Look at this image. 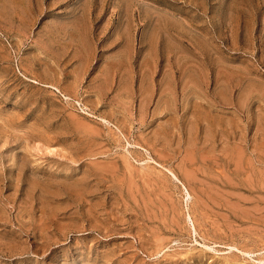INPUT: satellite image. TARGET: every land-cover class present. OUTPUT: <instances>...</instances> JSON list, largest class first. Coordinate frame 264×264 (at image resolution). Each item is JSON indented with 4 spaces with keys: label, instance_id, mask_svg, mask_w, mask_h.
Wrapping results in <instances>:
<instances>
[{
    "label": "rangeland",
    "instance_id": "1",
    "mask_svg": "<svg viewBox=\"0 0 264 264\" xmlns=\"http://www.w3.org/2000/svg\"><path fill=\"white\" fill-rule=\"evenodd\" d=\"M0 264H264V0H0Z\"/></svg>",
    "mask_w": 264,
    "mask_h": 264
},
{
    "label": "bare ground",
    "instance_id": "2",
    "mask_svg": "<svg viewBox=\"0 0 264 264\" xmlns=\"http://www.w3.org/2000/svg\"><path fill=\"white\" fill-rule=\"evenodd\" d=\"M241 152V151H240ZM235 164H237V163H235ZM239 164V163H238ZM238 167V166H237ZM237 169V168H236ZM247 181V180H246Z\"/></svg>",
    "mask_w": 264,
    "mask_h": 264
}]
</instances>
